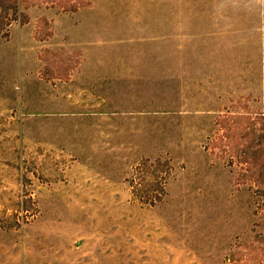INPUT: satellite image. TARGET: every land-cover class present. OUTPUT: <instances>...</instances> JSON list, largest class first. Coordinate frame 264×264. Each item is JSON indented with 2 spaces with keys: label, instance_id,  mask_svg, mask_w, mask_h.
<instances>
[{
  "label": "rangeland",
  "instance_id": "1",
  "mask_svg": "<svg viewBox=\"0 0 264 264\" xmlns=\"http://www.w3.org/2000/svg\"><path fill=\"white\" fill-rule=\"evenodd\" d=\"M0 264H264V0H0Z\"/></svg>",
  "mask_w": 264,
  "mask_h": 264
}]
</instances>
